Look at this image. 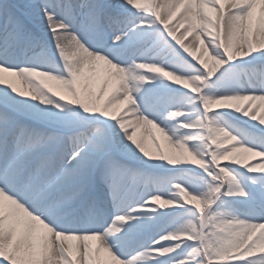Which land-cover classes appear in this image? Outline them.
I'll list each match as a JSON object with an SVG mask.
<instances>
[{
  "label": "snow or ice",
  "instance_id": "1",
  "mask_svg": "<svg viewBox=\"0 0 264 264\" xmlns=\"http://www.w3.org/2000/svg\"><path fill=\"white\" fill-rule=\"evenodd\" d=\"M254 100L264 0H0V264H264Z\"/></svg>",
  "mask_w": 264,
  "mask_h": 264
},
{
  "label": "bare ground",
  "instance_id": "2",
  "mask_svg": "<svg viewBox=\"0 0 264 264\" xmlns=\"http://www.w3.org/2000/svg\"><path fill=\"white\" fill-rule=\"evenodd\" d=\"M181 11H183V9L181 8ZM179 17V13H177V16L173 18V21L172 23L174 25H176L177 27H179V24L177 23V19ZM181 32H183V28L180 29ZM189 39H191V37H189ZM55 86V85H54ZM251 103L253 108H254V114L257 115V116H261V115H264V104H262L260 101L258 100H254V101H241L240 104L243 106V105H247ZM122 110H123V105H119L117 106V108L114 110L116 111L117 113H121L122 114ZM153 135L157 137V139L159 140L162 148L164 149L165 152H168L169 149L167 148V145H166V142L163 140V137L160 136L159 133L155 132V130L153 129ZM144 132L145 130L144 129H140L138 130L137 132V138L138 139H141L143 138L144 140V144H145V147L151 151V152H154L155 149L152 145V142L150 139H148L145 135H144Z\"/></svg>",
  "mask_w": 264,
  "mask_h": 264
},
{
  "label": "rangeland",
  "instance_id": "3",
  "mask_svg": "<svg viewBox=\"0 0 264 264\" xmlns=\"http://www.w3.org/2000/svg\"><path fill=\"white\" fill-rule=\"evenodd\" d=\"M144 135L147 137V135H146V131L144 132ZM257 255H259V253H257Z\"/></svg>",
  "mask_w": 264,
  "mask_h": 264
}]
</instances>
